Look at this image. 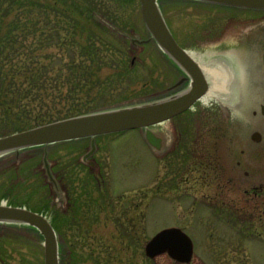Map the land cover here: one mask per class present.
Listing matches in <instances>:
<instances>
[{"label":"rangeland","instance_id":"1","mask_svg":"<svg viewBox=\"0 0 264 264\" xmlns=\"http://www.w3.org/2000/svg\"><path fill=\"white\" fill-rule=\"evenodd\" d=\"M94 1L104 13L94 29L113 47L102 54L108 63L100 84L104 89L93 99L103 106L89 111L166 97L170 85L176 90L171 93L183 91L189 77L150 39L141 0ZM10 4L0 0V18ZM159 4L188 51L232 47L240 31L236 25L243 28L264 16L260 10L201 0ZM53 19L62 40L44 39L43 45L54 49L43 48L36 58L52 63L51 76L71 64L75 40L86 35L74 37L72 26L62 27L60 13ZM98 43L102 50L104 42ZM249 118L247 111L235 114L220 102L205 105L196 99L154 126L167 137L161 151L147 143L143 128L97 136L94 153L85 159L90 137L52 144L48 162L58 187L47 174L42 146L5 154L0 156V202L38 211L51 221L60 264H179L167 253L151 258L145 252L156 232L172 226L194 241L188 264H264V123L251 125ZM17 125L1 122L0 136L22 130ZM257 130L263 133L259 142L252 139ZM197 151L208 153L205 166L212 161L215 169L198 172L204 173L200 181L185 191L183 177ZM44 242L29 224L0 222V264H45Z\"/></svg>","mask_w":264,"mask_h":264},{"label":"trees","instance_id":"2","mask_svg":"<svg viewBox=\"0 0 264 264\" xmlns=\"http://www.w3.org/2000/svg\"><path fill=\"white\" fill-rule=\"evenodd\" d=\"M10 1L11 6L2 10L0 18V123L18 122L15 128L25 129L103 106L99 100L93 104V99L100 98L104 89L100 84L108 63L102 54L106 55L104 52L113 44L101 40L93 26L99 23V15L104 16L100 3ZM57 13L65 18L60 23L62 27L72 26L74 37L86 35L81 42L75 40L71 64H66L59 75L51 76L52 63L41 64L36 58L42 56L41 49H54L53 45H43L44 39L58 43L62 40L60 33L54 31L57 21L54 23L53 17ZM98 41L104 42L102 50ZM11 129L14 128L5 127L4 131Z\"/></svg>","mask_w":264,"mask_h":264},{"label":"water","instance_id":"3","mask_svg":"<svg viewBox=\"0 0 264 264\" xmlns=\"http://www.w3.org/2000/svg\"><path fill=\"white\" fill-rule=\"evenodd\" d=\"M201 1L264 9V0ZM141 7L145 23L151 33L150 39H155L163 51L191 76V88L170 96L97 109L0 136V156L43 145L45 147L43 160L47 174L58 187L48 162L47 147L53 143L91 137L92 149L86 154L89 156L96 149L95 136L140 127L144 128V136L148 143L157 150L162 149L165 138L151 126L171 118L190 106L203 94L204 89L200 88L206 79L199 63L175 39L159 0H141ZM0 222L29 224L36 227L45 238V264H60L59 237L51 221L43 213L0 202ZM145 251L147 256L152 258L161 253H168L180 263H189L194 255V242L181 228L170 227L153 236L147 242Z\"/></svg>","mask_w":264,"mask_h":264},{"label":"flooded vegetation","instance_id":"4","mask_svg":"<svg viewBox=\"0 0 264 264\" xmlns=\"http://www.w3.org/2000/svg\"><path fill=\"white\" fill-rule=\"evenodd\" d=\"M231 7L236 9L260 10L264 12V9H251L237 6ZM242 19L245 20L244 18ZM242 27L243 28H240L236 25V28L240 30L237 35V42L233 43L232 47H226L220 50L226 51L227 48L233 50L238 74L241 80H243L239 88H241L245 94L256 95L258 97L256 103L250 105V109L253 113L252 118L255 119V121H253L254 124L255 122L262 124L261 122L264 123V106L262 107L260 104L263 102L264 105V16L256 21L247 22ZM187 81L186 86L182 88V90H185L189 86L191 80L187 78ZM173 88V85H170L168 93L172 94L171 92L176 91ZM209 88L210 86L204 91L207 92ZM244 106L245 104L242 105V107ZM249 122H251V120ZM255 128H257V126ZM205 155L209 154L197 151L193 158L195 161L187 168L190 172L187 173V177H183V181L186 182L185 191H191L192 188H194L193 186L200 181L204 173L207 174L208 170L211 169L213 171V169H215L211 159L210 164L208 162L209 166H205L204 160L208 159V156ZM198 172L204 173L198 175ZM246 191L248 190L246 189Z\"/></svg>","mask_w":264,"mask_h":264},{"label":"bare ground","instance_id":"5","mask_svg":"<svg viewBox=\"0 0 264 264\" xmlns=\"http://www.w3.org/2000/svg\"><path fill=\"white\" fill-rule=\"evenodd\" d=\"M188 53L199 63L206 77V82L200 89L206 90L210 86L199 100L205 105L217 101L228 106L231 112H237L245 102L243 100L245 94L239 88L243 80L238 74L233 50L230 48L219 52L189 50Z\"/></svg>","mask_w":264,"mask_h":264}]
</instances>
